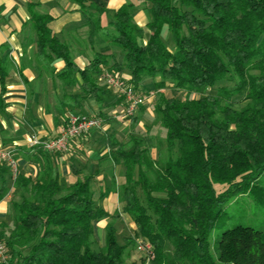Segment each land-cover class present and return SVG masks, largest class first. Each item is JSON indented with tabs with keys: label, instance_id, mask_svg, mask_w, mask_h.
<instances>
[{
	"label": "trees",
	"instance_id": "obj_1",
	"mask_svg": "<svg viewBox=\"0 0 264 264\" xmlns=\"http://www.w3.org/2000/svg\"><path fill=\"white\" fill-rule=\"evenodd\" d=\"M147 2L151 18L145 28L134 22L131 4L115 12L106 27L100 26L95 7L82 4L81 9L88 41L92 44L98 34L121 52L136 93L158 94L152 101L156 133L147 129L128 135L124 143L107 136L105 161L112 183L98 198L91 175L73 185L63 183L58 154L43 151L39 144L17 149L21 156L35 157V179L13 178L0 163V200L12 178L21 193L10 205V224L0 223V241L9 254L5 264H264V231L237 224L212 239L213 231L226 225L225 207L235 198L246 196L264 209V0ZM28 13L23 52L32 46L29 64L37 78H56L70 86L77 76L85 96L106 90L97 77L108 67V57L96 54L79 69L73 47L50 31L51 18L33 3ZM164 32L170 35V48ZM56 60L64 62L57 73ZM13 68L6 47H0V111ZM108 69L122 72L119 64ZM146 79L150 88H140ZM138 118L135 114L131 122ZM115 166L124 169L118 187ZM111 192H117L121 213L135 228V236L122 243L115 228L120 215L108 214L100 205ZM102 221L106 225L99 243L94 227ZM137 240L151 255L129 262Z\"/></svg>",
	"mask_w": 264,
	"mask_h": 264
},
{
	"label": "crops",
	"instance_id": "obj_2",
	"mask_svg": "<svg viewBox=\"0 0 264 264\" xmlns=\"http://www.w3.org/2000/svg\"><path fill=\"white\" fill-rule=\"evenodd\" d=\"M30 3L39 5L40 11L51 18L48 26L53 35L73 47V61L79 69H84L99 54L108 57L109 65L106 68L114 64L121 65V75L126 80H130V76L123 65L121 52L106 44L98 34L94 35L92 44L88 41V21L82 12V4L92 5L99 11L101 27H106L115 12L126 4L133 5V20L139 27L145 28L151 15L147 0H0V47H6L7 55L14 63L1 96L3 108L0 111V148L10 149L15 153L17 174L35 179L39 171L38 162L32 155L21 156L17 149L31 147V137L41 145L57 136L68 108L86 115L101 114L110 118L112 113L122 110L123 101L109 90H102L97 97L85 96L77 76L76 82L70 86H64L56 78H37L33 64H29L32 46H27L25 54L23 52V45L28 42L29 29L24 25L29 20ZM22 62H25L23 67ZM63 68V61L54 62L56 73ZM150 86V80L146 79L140 88ZM152 101L153 99H149L143 105V111L136 112L139 117L136 124L108 118L100 130H91L83 138L71 142L68 150L57 156L56 166L61 181L73 185L78 178L91 175L94 196L98 198L99 193L112 183L108 176L110 166L105 161L108 155L107 136H114L118 142L124 143L129 134L141 135L147 129L153 133L149 126L143 127V118L154 120ZM69 104L79 106V109L69 107ZM61 106L65 108L61 110ZM113 170L114 182L118 187L124 182V169L115 166ZM13 180H8L9 191L0 200V223L7 225L10 221V205L21 194L18 188H14ZM100 205L108 214L117 212L121 218L124 216L130 222L121 213L123 204L117 192L105 196L100 200ZM105 225L106 222L102 221L94 227V236L99 243H103Z\"/></svg>",
	"mask_w": 264,
	"mask_h": 264
},
{
	"label": "built area",
	"instance_id": "obj_3",
	"mask_svg": "<svg viewBox=\"0 0 264 264\" xmlns=\"http://www.w3.org/2000/svg\"><path fill=\"white\" fill-rule=\"evenodd\" d=\"M99 86L106 90L112 91L123 101V108L119 112H114L111 115L112 119L121 121H130L138 111L140 106H143L149 99H153L155 93L150 91L146 95L136 93L133 86L120 73L113 69L102 67L97 77ZM105 124V119L102 117L76 114L68 111L63 118V125L59 134L50 138L41 144L43 151L50 154L65 153L68 150L71 142L79 140L86 136L91 130H100ZM31 145L39 143L34 137L30 138ZM40 145V144H39ZM0 163L5 164L11 171L13 178L18 172V163L15 154L10 149L0 148ZM137 250L149 256L150 248L143 244L140 240L136 241ZM9 254L3 242L0 241V262L7 263Z\"/></svg>",
	"mask_w": 264,
	"mask_h": 264
},
{
	"label": "rangeland",
	"instance_id": "obj_4",
	"mask_svg": "<svg viewBox=\"0 0 264 264\" xmlns=\"http://www.w3.org/2000/svg\"><path fill=\"white\" fill-rule=\"evenodd\" d=\"M163 40L165 41L166 45L170 48L171 38L167 32H164ZM164 93L168 96L171 94V92L168 90H165ZM157 95L158 94L156 93L155 97ZM147 126L151 128L150 130H152L153 133H156L157 126L153 119L148 118V117L143 118V127H147ZM138 130L139 129L137 128V131ZM127 139H128V136H126V141ZM261 184L264 186V174L261 177ZM248 199L249 198L246 196H239L226 205L225 211L227 212V215H228V221L222 229H217L213 231L212 239L218 238L220 233L223 230L227 228H231L237 224L250 226L257 230L264 231V209L257 208L256 206L253 205V203H250ZM120 218L116 221L115 228H116V233H117V239L119 243H122L123 238H132L133 236H135L136 233H135L134 225L131 224V222H128V220H126L124 216H122L121 219ZM9 224H10V221H9ZM130 253L132 257L129 258L128 260L129 262L130 261L139 262L140 258L144 256V253L137 250V245L133 246L132 249H130ZM144 264H147V262H145Z\"/></svg>",
	"mask_w": 264,
	"mask_h": 264
}]
</instances>
